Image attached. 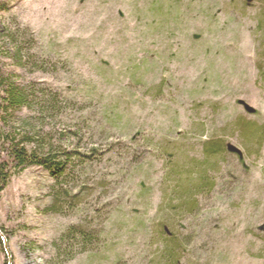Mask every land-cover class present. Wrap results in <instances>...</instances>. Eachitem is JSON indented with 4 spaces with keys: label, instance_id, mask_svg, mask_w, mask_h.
Returning <instances> with one entry per match:
<instances>
[{
    "label": "rangeland",
    "instance_id": "obj_1",
    "mask_svg": "<svg viewBox=\"0 0 264 264\" xmlns=\"http://www.w3.org/2000/svg\"><path fill=\"white\" fill-rule=\"evenodd\" d=\"M7 29L68 142L0 192L14 264H264V0H0Z\"/></svg>",
    "mask_w": 264,
    "mask_h": 264
},
{
    "label": "trees",
    "instance_id": "obj_2",
    "mask_svg": "<svg viewBox=\"0 0 264 264\" xmlns=\"http://www.w3.org/2000/svg\"><path fill=\"white\" fill-rule=\"evenodd\" d=\"M21 47L16 31L9 32L7 29L0 32V87L3 93L0 98V192L12 175H19L31 167L44 170L59 182L65 178L68 165L64 149L67 138L63 134L58 136L57 132L63 108L59 105L56 92L48 87L37 88L33 83L18 85L15 81L18 77L5 72L2 67L1 55L4 52L22 65ZM247 135H256L255 130H247ZM1 229L7 235L4 227L1 226ZM77 242L87 245V234L78 232L61 237V246H69L67 250L71 252ZM0 252H4L1 240Z\"/></svg>",
    "mask_w": 264,
    "mask_h": 264
},
{
    "label": "water",
    "instance_id": "obj_3",
    "mask_svg": "<svg viewBox=\"0 0 264 264\" xmlns=\"http://www.w3.org/2000/svg\"><path fill=\"white\" fill-rule=\"evenodd\" d=\"M0 240L3 246L4 254L6 256L7 264H14L13 254L10 249L9 239L1 229V226H0Z\"/></svg>",
    "mask_w": 264,
    "mask_h": 264
}]
</instances>
